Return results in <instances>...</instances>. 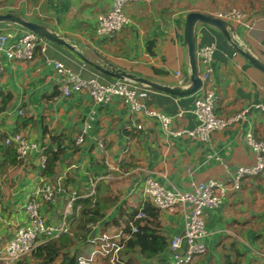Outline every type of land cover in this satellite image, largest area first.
<instances>
[{
  "label": "crops",
  "instance_id": "1",
  "mask_svg": "<svg viewBox=\"0 0 264 264\" xmlns=\"http://www.w3.org/2000/svg\"><path fill=\"white\" fill-rule=\"evenodd\" d=\"M236 1L135 0L126 9L130 23L111 39L98 36L96 25L98 15L108 11L113 0H0V14L14 12L52 27L77 48L47 39L46 50L33 61L12 60L5 51H0V134L18 132L17 119L23 108L35 119V126H28L23 133L43 148L29 154L19 167L7 168L0 158V231L6 238L27 222L25 205L42 177L41 156L51 145L52 137L61 136L72 145L88 116H95V120L85 142L78 145L74 141L76 148L68 149L59 162L57 177L63 176L66 191L41 208L46 221L55 224L61 221L66 201L74 193L92 198L99 190L102 200L109 195L117 198L105 209L103 219L87 225L92 233L80 246L85 257L96 249L102 234L120 231L114 220L120 216L124 219L123 208L130 210L140 205L148 179L157 180L168 189L187 191L192 189L193 181L223 178L225 168L221 160L231 170L255 163L252 148L244 137L253 132L257 138L264 139V110L257 106L264 105V70L240 49L264 62V0H242V8L237 7L246 11L253 22L251 27L232 24L240 48L230 44L215 27L204 23L196 27L197 51L211 42L217 45L212 76L207 82L219 96L216 114L227 118L248 111L243 119L225 130L215 131L208 142L186 134L166 133L157 118L131 114L119 96L107 105H99L85 93L67 97L60 91L59 96H52L59 90L58 74L48 60L61 61L84 78L96 76L106 83L118 80L97 68L100 58L96 53L130 74L167 86L181 85L176 75L180 71L186 78L184 85H189L190 64L184 31L187 14L200 11L214 15L234 8ZM26 31L13 23H0V36L8 35L5 47L17 42ZM148 89L145 102L149 107L172 116L184 111L182 118L174 120V129H192L199 123L193 107L203 91L178 96ZM8 93L12 98L1 111L4 95ZM138 124L143 128L138 129ZM43 125L49 128L46 133ZM92 156L104 160L106 173L96 175L89 164ZM71 177L73 181H67ZM93 181L97 182L94 195L84 197L90 193ZM108 191L111 193L106 195ZM206 214L204 241L208 250L191 264H224V255L228 254L239 264H264V172L245 179L240 191L231 193L219 207L206 209ZM70 220L68 235L75 236L80 217L75 214ZM162 220L169 242L175 235L183 236L182 206L163 211ZM233 242L235 246H231ZM134 257V264H162V260L169 264L173 258L170 247L151 259H144L141 253H135ZM120 258L129 259L126 255Z\"/></svg>",
  "mask_w": 264,
  "mask_h": 264
},
{
  "label": "built area",
  "instance_id": "2",
  "mask_svg": "<svg viewBox=\"0 0 264 264\" xmlns=\"http://www.w3.org/2000/svg\"><path fill=\"white\" fill-rule=\"evenodd\" d=\"M134 1L113 0L111 8L100 13L97 17L96 32L98 36L112 39L120 33L131 21L126 9ZM214 15L231 24H244L248 27L253 25L249 14L237 7L220 10ZM7 38V34L0 36V51H5L12 60L33 61L38 45L41 46V51L46 50L47 39L31 31H26L17 42L5 47ZM216 49V42H211L197 51L198 67L202 79V86L199 91H203V95L201 94L194 100L193 113L197 116L199 123L192 129H174L172 127L175 119L183 117V110L172 116L149 107L145 102L149 96L148 87L122 79L106 83L96 76L84 78L61 61H48L56 69L58 88L64 96L68 97L74 93L89 94L99 105H107L113 97L119 96L129 106L131 114H145L157 118L166 133L186 134L193 139L208 142L215 131L225 130L234 122L243 119L248 112L246 110L227 118L216 114L215 108L219 96L215 90L207 86L213 72L212 62ZM176 75L179 77V83L185 84V76L180 71H177ZM257 106L264 110L263 104ZM19 114H24L23 108L19 110ZM94 120L95 116H88L84 121L81 133L76 138V144L81 145L85 142L86 135L93 127ZM137 128L142 129L143 125L138 124ZM244 139L252 148L255 163L250 166H238L231 170L220 158L225 168V176L221 179L193 181L192 189L187 191L177 188L168 189L154 179H148L145 182L142 202H151L158 209L165 211L174 210L178 206H182L184 209L185 231L183 236L175 235L170 240L169 247L173 258L169 264H190L196 258L204 255L208 250L204 241L207 235L206 209L219 207L232 192L241 189L245 178L255 177L264 172V139H258L253 132H248ZM5 142L7 145L13 144L16 147L20 158H25L29 154L43 149L37 142L29 140L20 132L6 136ZM100 146L104 147L103 144ZM46 161L47 155L44 153L41 156L42 169H44ZM96 184V181L92 182L90 193L84 197H90L94 194ZM65 191L63 176L58 177L55 181L43 176L40 178L25 205L27 222L19 225L11 237L6 238L0 231V264H16L23 257L32 254L40 244L71 232L70 219L82 209V204H77V201L83 197L82 195L74 193L68 198L61 221L58 223H48L41 211L42 202L48 203L54 200L58 193ZM145 216V211L141 208L136 218ZM137 231V226L132 224V232ZM116 237H120V233L100 236L98 239L102 242L92 252V257L96 253L109 254L113 252L111 261L116 264L120 260L119 252L122 249V245L115 241ZM91 240L95 242V238Z\"/></svg>",
  "mask_w": 264,
  "mask_h": 264
},
{
  "label": "trees",
  "instance_id": "3",
  "mask_svg": "<svg viewBox=\"0 0 264 264\" xmlns=\"http://www.w3.org/2000/svg\"><path fill=\"white\" fill-rule=\"evenodd\" d=\"M40 52L41 46L38 45L36 47L35 57ZM59 95L60 90L56 91L52 96L56 97ZM11 98V93L4 95L1 111H4V109L7 108ZM16 126L18 132L23 133V130H25L28 126H35V119L34 117L30 116L28 112L24 111V114L18 116ZM48 129L49 128H47L46 125H43L44 133H46ZM5 138L6 135L0 134L1 161L7 166V168L22 166L25 159L19 157L16 147L13 144H6ZM74 141H76V139L73 140L71 143L72 145H70V143H66L61 136L55 135L52 137L51 145L45 149L47 161L44 169L41 172L43 173V177L50 179L51 181H54L56 178H58L59 162L68 149L76 148ZM89 164L95 169L94 171L96 175L106 173L107 171L104 160H100L96 156L91 157ZM260 175L261 174L257 176ZM67 181H73V178H67ZM240 190L234 192L236 193ZM110 193L111 192L108 191L106 195ZM106 199H109V201L103 203V200ZM103 200L101 199L99 190L98 193L92 198L79 199L77 204H82V209L79 213H76V215H79L80 217V222L77 226L78 231L75 233V236L65 234L59 238L48 240L37 246L32 252L31 256L27 255L23 257L16 264H113L111 261L113 252L109 254L98 253L94 258L89 259V257L84 256L82 253L83 250L80 247L85 241H87L88 234L92 233L91 228L87 225L95 224L103 219L106 215L105 209L110 208L111 205L117 201V198H112L111 195H109L104 197ZM45 203L46 202H42V206ZM141 208L144 209L146 216L143 218H136V215L139 213ZM163 211L165 210L158 209L156 206L151 204V202H140L138 207L132 208L130 210L127 208L122 209L121 214L125 221L123 218H121V216L114 220L120 229L118 232L120 233V237H116L115 241L122 245V249L119 252L120 257L126 255L129 257V259L123 261L120 258L116 264H134L135 253H141L144 259H151L162 255L167 251L170 242L169 237L163 230ZM132 224L137 226V232H132ZM98 242L101 244L102 241L99 239ZM231 244V246H235L236 243L233 242ZM205 254L202 256L204 257ZM224 257V264H239L238 260H233L230 254L226 256L224 255ZM162 264H165L164 260H162Z\"/></svg>",
  "mask_w": 264,
  "mask_h": 264
},
{
  "label": "water",
  "instance_id": "4",
  "mask_svg": "<svg viewBox=\"0 0 264 264\" xmlns=\"http://www.w3.org/2000/svg\"><path fill=\"white\" fill-rule=\"evenodd\" d=\"M0 23H13L19 25L21 27H24L28 31L36 33L48 40L67 46L69 48H73L74 50L77 49L70 43V41L64 34L59 33L56 29L41 23H37L35 21H30L18 13L9 12L0 14ZM198 23H204L217 28L225 35L230 44H232L236 48H240L238 46L239 44H237L236 30L230 22L217 18L211 13L200 11L189 12L186 17L184 30L190 64L191 82L189 85L186 84L172 87L148 80L146 78L137 77L126 72L125 70L118 68L114 63H112L105 57L100 56V54L98 53H96V55L100 58V62L97 64V68L104 74L111 75L122 80L136 82L142 86L152 89L154 88L158 91L170 93L172 95L183 96L193 94L202 86V79L200 77L196 49V27ZM240 52H242L247 58H249L254 65L264 70V62L260 58L254 56L250 52L243 51L242 49H240Z\"/></svg>",
  "mask_w": 264,
  "mask_h": 264
},
{
  "label": "rangeland",
  "instance_id": "5",
  "mask_svg": "<svg viewBox=\"0 0 264 264\" xmlns=\"http://www.w3.org/2000/svg\"><path fill=\"white\" fill-rule=\"evenodd\" d=\"M242 0H237L236 2H234V7H241L242 8ZM2 200V199H1ZM28 256H31V254L30 255H28Z\"/></svg>",
  "mask_w": 264,
  "mask_h": 264
},
{
  "label": "clouds",
  "instance_id": "6",
  "mask_svg": "<svg viewBox=\"0 0 264 264\" xmlns=\"http://www.w3.org/2000/svg\"><path fill=\"white\" fill-rule=\"evenodd\" d=\"M181 85H184V84H181ZM94 193H95V192H94ZM93 195H94V194H93ZM93 195H92V196H93ZM99 244H100V243L97 244L96 249L99 247ZM96 254H98V253H96ZM96 254H95V255H96ZM119 254H120V253H119ZM95 255L92 257V252H91V254H90V256H89V259L94 258ZM84 260H85V259H84ZM86 260H88V259H86Z\"/></svg>",
  "mask_w": 264,
  "mask_h": 264
}]
</instances>
